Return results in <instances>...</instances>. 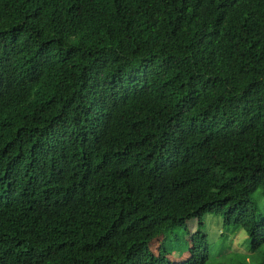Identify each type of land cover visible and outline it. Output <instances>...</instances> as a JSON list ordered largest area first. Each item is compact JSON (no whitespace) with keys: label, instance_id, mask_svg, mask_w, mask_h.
I'll return each instance as SVG.
<instances>
[{"label":"trees","instance_id":"1","mask_svg":"<svg viewBox=\"0 0 264 264\" xmlns=\"http://www.w3.org/2000/svg\"><path fill=\"white\" fill-rule=\"evenodd\" d=\"M260 189L264 0H0V264H211L207 214L258 251Z\"/></svg>","mask_w":264,"mask_h":264},{"label":"rangeland","instance_id":"2","mask_svg":"<svg viewBox=\"0 0 264 264\" xmlns=\"http://www.w3.org/2000/svg\"><path fill=\"white\" fill-rule=\"evenodd\" d=\"M253 201L264 216V190H257L253 195ZM204 223L210 248L211 264H264V247L253 251L247 232L240 227H226L221 215L207 214ZM192 234L200 229V220H194L189 224ZM162 241L153 245V251L157 252ZM172 254L170 258L176 263L185 262L191 256L192 235L187 232L179 239L169 244Z\"/></svg>","mask_w":264,"mask_h":264}]
</instances>
